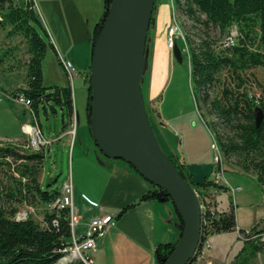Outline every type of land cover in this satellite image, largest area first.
Segmentation results:
<instances>
[{
	"label": "trees",
	"instance_id": "1",
	"mask_svg": "<svg viewBox=\"0 0 264 264\" xmlns=\"http://www.w3.org/2000/svg\"><path fill=\"white\" fill-rule=\"evenodd\" d=\"M25 1L24 7H18L13 0H0V26L9 27L10 35L21 36L29 55L26 88L15 91L14 95L17 98L22 94L36 117L41 109L46 114L49 109L56 114V107L59 106L68 118L63 121L64 132L75 114L72 88L44 85L43 62L49 50L54 47L34 3L31 0ZM111 3L112 0H104L103 17L95 26L91 61ZM174 3L179 14L191 23L188 32L183 30V26L181 28L190 63L191 90L197 111L211 131L222 159L242 173L255 175L264 189V118L258 127L254 117L257 107L264 112V82L260 86L259 98L247 90L250 71L261 68L264 74V0H174ZM156 9L157 3L150 28L156 23ZM234 30L237 31V43L227 46ZM256 42L258 48H255ZM89 70L87 116L95 143L91 129V66ZM146 108L150 119V105ZM45 155L44 152L30 151L14 144L0 143V264H56L64 257V250L71 245L69 209L45 211L40 221L34 217L40 205L52 204L61 196V191L54 187V182L45 189L39 181ZM170 158L194 189L206 191L214 186L213 181L208 180L192 183L183 166ZM222 167L223 164H219L216 170ZM151 185L153 189L140 198L141 202L171 200L166 192ZM218 189L227 191L225 187ZM133 206L135 204L123 211ZM24 210L27 217L19 219ZM176 213L183 227L177 209ZM258 229L255 227L252 230ZM236 230L233 205L229 211L220 212L210 219L212 235L233 233ZM177 244L159 245L155 250L156 263L165 264ZM262 248V245L252 241L245 243L235 264L247 263L249 255L257 257ZM201 251L200 246L191 264ZM73 264L83 263L77 261Z\"/></svg>",
	"mask_w": 264,
	"mask_h": 264
},
{
	"label": "rangeland",
	"instance_id": "2",
	"mask_svg": "<svg viewBox=\"0 0 264 264\" xmlns=\"http://www.w3.org/2000/svg\"><path fill=\"white\" fill-rule=\"evenodd\" d=\"M13 1L18 3L20 0ZM156 3V21L160 8L163 13L162 17L165 13V16H169L171 20L164 38L165 51L170 55L171 63H168L167 68L165 67L163 71L164 76L162 77H160L162 64L161 62L157 64L158 77L155 79L158 81L157 85L159 82L162 85V81H165L162 90L158 94L163 93V101L160 106L157 104L152 106L149 98L151 95V66L153 63L157 31L154 25L150 28L149 36L147 37L146 61L141 82L146 106L150 105L152 110L151 112L149 111L150 122L164 152L166 150L162 144V135L160 132V128L162 127L158 125L159 113L161 114L162 121L166 124L163 125L165 134L173 135L177 129L182 133L185 130L191 132L190 135L185 133L186 145L188 146L189 142L196 138L195 147L202 149L206 153L202 161L204 163H210L212 167L214 165L217 167V152L214 147V137L209 132L206 133L205 127L202 125L191 90L190 63L184 42V32L181 28L183 26L185 28L183 30L188 32L191 23L179 14L174 0H157ZM9 32V27L4 28L0 26V137L4 136L3 133H8V137H15L14 135H17L16 131L21 129V124L27 121L24 115L30 118V121L28 120L27 122L28 124L24 125L33 126L39 124L38 118L31 113L30 109L27 108V111L23 113L24 105L20 104L19 106V103L16 101L18 98L14 95L15 91L26 88V75H21L19 72L22 70L26 71L29 55L25 40L21 36L10 35ZM171 32H173L174 43H177L181 49L182 62H178L173 57L172 52L174 46L172 47L170 45ZM257 46L258 42H256L255 48H258ZM63 61L70 62L75 69L72 77L69 76L62 65ZM91 65V58L85 63H77L69 59L63 60V58L59 60L50 51L47 53L43 62L44 85L46 87L70 86L73 92L75 114L72 121H70V125L63 132V121L68 120V118L64 116L62 109L57 106L56 114L50 109L48 114H46L41 109L40 123L42 125V132L45 140L51 142V150L43 151L46 155L39 181L45 189L51 182H54V187L62 191L66 181L72 179L75 185L76 208L78 207L77 199L82 194L98 201L110 175L109 164L112 162L95 147L88 125L87 104L90 87L89 67ZM8 71H16L18 73L13 75ZM249 74L247 90L259 98L261 95L260 86L264 82L263 71L261 68H257L250 71ZM23 82L25 84L11 94H7L4 90H1L12 91L14 87ZM196 128H203L204 131ZM20 136L23 137L22 133ZM204 136L206 137L204 138ZM0 143L14 144L22 148L28 144L26 137L24 140L18 142L1 141ZM177 149L180 151L179 146H177ZM222 164L224 167V177L230 186V193H226L225 190H219V193H215L214 190L208 191V188V192H206L209 200L212 202L210 204L219 213L229 211L231 205H233L238 231L252 230L255 227L264 229V189L257 181L256 176L238 171L230 162L225 160H223ZM168 203L174 206L172 200ZM37 210V214L34 217L40 221L43 219V213L50 211L51 208L47 204H42ZM247 242L246 240L240 239L236 231L222 235L214 234L210 238L211 248L202 250L201 254L192 264H235L236 257L240 254L243 246ZM247 259L249 261L245 264H261L260 254L257 257L249 255Z\"/></svg>",
	"mask_w": 264,
	"mask_h": 264
},
{
	"label": "crops",
	"instance_id": "3",
	"mask_svg": "<svg viewBox=\"0 0 264 264\" xmlns=\"http://www.w3.org/2000/svg\"><path fill=\"white\" fill-rule=\"evenodd\" d=\"M33 1L54 47L49 51L59 60L63 58V60L69 59L77 63L87 62L91 58V42L95 26L104 14V0ZM13 3L18 7H24L26 1L20 0L18 3L13 1ZM162 14L160 8L159 16L155 23L157 31L150 78L151 95L149 102L152 106L154 104L160 106L163 101V93L158 94L162 90L165 81H162V85H160V82L157 85L158 81L155 80L158 77L157 64L158 62L162 64L160 75L162 77L164 76L165 67L167 68L168 63H171L170 55L165 51L164 41L165 32L171 20L169 16H165V13L163 17ZM8 72L13 75L18 73L16 71ZM26 73L24 70L19 72V74L27 76ZM24 84V82L18 84L9 92L5 89L1 90L11 94ZM157 95L158 97H156ZM160 97L161 99H159ZM17 102L15 103L18 104L19 102ZM20 104L18 105L20 106ZM23 107L22 111L25 113L27 108ZM158 116V125L162 127L160 132L162 144L166 150L165 153L183 166L192 183L198 184L204 180H213L217 171L216 167L215 165L212 167L210 163L202 161L206 153L202 149L195 147L196 138L192 139L188 146L185 143V133L190 135L191 132L185 130L182 133L177 129L173 135H167L163 131V125L166 124L162 121L160 113ZM24 117L27 121L21 124V129L16 131L17 135L8 137V133H3L4 136L0 137V142L24 140L25 135L22 131V126L28 124L27 122L30 119L27 115H24ZM37 118L42 128L40 114ZM201 121L206 133L212 134L202 119ZM178 127L180 126L178 125ZM196 129L204 131L203 128ZM21 133L23 137L20 136ZM94 145L97 147L96 144ZM177 146L180 147V151ZM110 161H112L109 164L110 175L98 201L82 194L77 199V208L75 203V211L81 221L80 232H83L89 220L93 217L108 214L116 219V225L98 243V249L93 253L94 264H157L155 259L156 248L161 244L178 243L181 239L183 227L176 209L168 202L156 199L141 202L140 198L152 190L153 186L137 174L128 164L118 160L110 159ZM225 188H227L226 193H230V186L226 178ZM132 204H135V206L123 211Z\"/></svg>",
	"mask_w": 264,
	"mask_h": 264
},
{
	"label": "water",
	"instance_id": "4",
	"mask_svg": "<svg viewBox=\"0 0 264 264\" xmlns=\"http://www.w3.org/2000/svg\"><path fill=\"white\" fill-rule=\"evenodd\" d=\"M157 0L151 1L144 50L137 60L135 50L134 0H112L109 14L96 41L91 65L92 134L105 157L131 165L146 181L171 198L183 221V231L175 250L165 264H191L201 246L202 213L200 201L189 181L163 151L150 122L141 82L145 68L147 37ZM173 56L183 61L176 43ZM109 58L114 68L104 62ZM101 84L106 92L108 111L118 134H100L102 114ZM259 127L264 118L260 107L254 111ZM49 185L46 189H48Z\"/></svg>",
	"mask_w": 264,
	"mask_h": 264
},
{
	"label": "built area",
	"instance_id": "5",
	"mask_svg": "<svg viewBox=\"0 0 264 264\" xmlns=\"http://www.w3.org/2000/svg\"><path fill=\"white\" fill-rule=\"evenodd\" d=\"M33 3L34 1L31 0ZM35 5V3H34ZM36 8V6H35ZM1 20V17H0ZM237 37V31L234 30L231 34V38L227 46L235 45ZM173 32L170 35V45L174 46ZM174 48V47H173ZM62 65L69 74L70 77L73 76L75 69L70 62L63 61ZM17 101L24 105L26 108L30 109V103L24 98L22 94H19ZM1 100V98H0ZM31 111V110H30ZM32 113V112H31ZM22 131L27 138V145L24 147L30 151L43 152L51 149V142L45 140L42 128L39 124L23 125ZM12 142V141H9ZM18 142V141H17ZM217 156L216 164L221 165L223 160L218 146L214 145ZM214 186L210 187V191L214 190L215 193H219L218 187H225L224 169L223 167L216 171L213 178ZM207 191V190H206ZM206 191L195 189V193L200 201L201 213H202V231H201V247L202 250H208L211 248L210 238L213 236L210 233V219L211 217H216L219 212L211 205L212 202L209 200ZM206 195H204V194ZM75 187L72 179L66 181L61 191V196L54 203L48 204L53 209H69L70 210V227H71V245L64 250V257L56 264H73L77 261H81L83 264H94L93 253L98 249V243L102 241L107 235L108 231L116 225V219L112 215H100L93 217L89 220L86 228L83 232L78 229L81 226V221L79 216L75 211ZM211 202V204H210ZM27 213H21L19 219H25ZM238 237L242 240L248 242H255L263 246L262 252L260 254L261 264H264V231L260 228L256 231H238L236 230ZM202 252V251H201Z\"/></svg>",
	"mask_w": 264,
	"mask_h": 264
},
{
	"label": "bare ground",
	"instance_id": "6",
	"mask_svg": "<svg viewBox=\"0 0 264 264\" xmlns=\"http://www.w3.org/2000/svg\"><path fill=\"white\" fill-rule=\"evenodd\" d=\"M152 0H134V15H135V50L137 60L141 57L144 50L143 38L147 33V21L150 14ZM151 26V25H150ZM148 40V39H147ZM105 64L109 69L114 68L113 62L109 58L104 59ZM99 92L101 96L102 114H100V134L113 132L117 138L118 134L110 118L108 111V103L106 92L101 84H99Z\"/></svg>",
	"mask_w": 264,
	"mask_h": 264
}]
</instances>
